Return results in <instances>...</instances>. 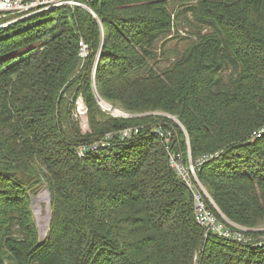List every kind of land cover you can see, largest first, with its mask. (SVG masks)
Returning a JSON list of instances; mask_svg holds the SVG:
<instances>
[{
  "label": "trees",
  "instance_id": "16d2710c",
  "mask_svg": "<svg viewBox=\"0 0 264 264\" xmlns=\"http://www.w3.org/2000/svg\"><path fill=\"white\" fill-rule=\"evenodd\" d=\"M168 1L62 5L0 28V264H264L252 230L264 226V0ZM183 15L195 39L153 67ZM97 96L145 115L113 116ZM167 146L212 155L196 175L219 211L206 203L247 241L198 225ZM41 186L43 238L30 206Z\"/></svg>",
  "mask_w": 264,
  "mask_h": 264
},
{
  "label": "built area",
  "instance_id": "2783aa9c",
  "mask_svg": "<svg viewBox=\"0 0 264 264\" xmlns=\"http://www.w3.org/2000/svg\"><path fill=\"white\" fill-rule=\"evenodd\" d=\"M90 1L94 0H0V28L5 27L18 20L49 11L55 7L62 5H68L70 7L80 6L90 10L87 6V3ZM6 17L10 18L5 21H1ZM79 46V55L82 58L86 57L87 45L82 40H80ZM103 110L107 109L105 108ZM86 112L87 109L82 98L78 97L75 101L74 115L76 117H83L86 115ZM109 112L113 116L122 115V113L117 114L113 111ZM132 131V128H126L120 133L123 137H125L130 135ZM134 132L137 133V129H134ZM157 133L160 136H163L161 131L157 130ZM165 142H169V138H165ZM97 147V143H94L91 146H80L78 149V154L82 155L87 150H96ZM166 149L168 153L169 167L172 169L177 179H179L191 192L193 199L194 218L198 225H200L204 229L205 233H215L219 236L232 237L236 240L247 241L249 238L245 237V235L240 231H233L229 227H227L224 222L219 221L215 213L208 207V204L206 203L207 199L210 204L217 211H219L196 175L197 168L205 161H208L212 157V155H203L197 158L195 162H193L191 159L189 148L187 151L186 159H184V156L181 152H175L168 146L166 147ZM225 220L231 226L239 230H248L246 227L234 224L226 218Z\"/></svg>",
  "mask_w": 264,
  "mask_h": 264
},
{
  "label": "rangeland",
  "instance_id": "374dc122",
  "mask_svg": "<svg viewBox=\"0 0 264 264\" xmlns=\"http://www.w3.org/2000/svg\"><path fill=\"white\" fill-rule=\"evenodd\" d=\"M198 1L199 0H169L167 6L170 10L177 11L179 9H182V7L189 6V5H195ZM89 11L93 13L91 9ZM52 16H53V13H48V18ZM183 17L185 18L184 15L180 16L177 24L173 28H171L169 32L164 34L163 37H167L168 39H170L165 46V48L167 49L166 58L164 59L160 58L159 49H156V53L158 54V56L156 57L157 59L156 63H153L154 61L150 60V64L153 67L156 66L157 68H164L165 66L169 64L170 61H172L178 55L179 52H182L185 48L188 47V45L191 43V40L195 39V32H194L195 28L190 26L187 22V21L194 22L192 19V15H190L187 12L186 17H188V19L185 18L187 21ZM9 18L10 17H6L1 21H5ZM193 24L194 26H197L195 23ZM118 110L121 111L120 109ZM123 113H126V112H123ZM147 114H150V113H147ZM152 114H164V113L154 112ZM164 115H166L167 117L171 116L169 114H164ZM77 117L80 121L81 129L86 130L87 129V125L85 121L86 119L81 118V116H77ZM172 120L176 122L180 127H182L181 123L177 119L176 120L172 119ZM164 136H167L170 138V133H164ZM163 137H161V140L163 139ZM31 199H34L33 203L30 204V206H31V210L34 215L37 229H38V235L40 238H43L46 235V232L48 230L49 221L51 217L50 216L51 214L50 197L45 190V186H41L38 192L35 195H33ZM258 229L262 232V234H260V236L254 237L253 239L256 243H261V242L264 243V232H263L264 226H261L259 228H255L252 230L258 231Z\"/></svg>",
  "mask_w": 264,
  "mask_h": 264
},
{
  "label": "water",
  "instance_id": "95a60500",
  "mask_svg": "<svg viewBox=\"0 0 264 264\" xmlns=\"http://www.w3.org/2000/svg\"><path fill=\"white\" fill-rule=\"evenodd\" d=\"M97 99H98V102H99V104H100V106L103 108V109H105L103 106H102V104H101V101H103L102 99H100L98 96H97ZM104 102V101H103ZM108 104V103H107ZM110 109H107V110H109V111H112V110H118V109H116L115 107H113V106H111L110 105ZM119 111V110H118ZM121 112V111H120ZM122 113V115L121 116H125V117H131V116H140V115H143V114H135V115H132V114H127V113H123V112H121ZM169 116V115H168ZM169 117H171L172 119H174V120H176V118L175 117H173V116H169ZM46 190V192L48 193V195H49V192H48V190L47 189H45ZM33 201H34V199H31V204L33 203Z\"/></svg>",
  "mask_w": 264,
  "mask_h": 264
},
{
  "label": "bare ground",
  "instance_id": "6f19581e",
  "mask_svg": "<svg viewBox=\"0 0 264 264\" xmlns=\"http://www.w3.org/2000/svg\"><path fill=\"white\" fill-rule=\"evenodd\" d=\"M101 104H102V106H104V108H106V109H110L111 107H110V105H108L107 103H105V102H103V101H101ZM114 113H117V114H120L121 112L120 111H118V110H112Z\"/></svg>",
  "mask_w": 264,
  "mask_h": 264
}]
</instances>
